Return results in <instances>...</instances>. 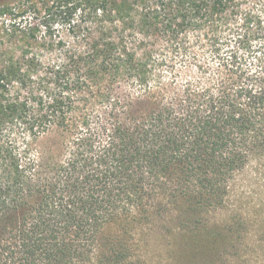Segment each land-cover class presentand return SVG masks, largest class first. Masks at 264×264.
<instances>
[{
    "label": "trees",
    "instance_id": "obj_1",
    "mask_svg": "<svg viewBox=\"0 0 264 264\" xmlns=\"http://www.w3.org/2000/svg\"><path fill=\"white\" fill-rule=\"evenodd\" d=\"M31 1L0 2V264H149L152 235L170 264H264L234 194L264 164V0H43L95 23L55 59Z\"/></svg>",
    "mask_w": 264,
    "mask_h": 264
},
{
    "label": "rangeland",
    "instance_id": "obj_2",
    "mask_svg": "<svg viewBox=\"0 0 264 264\" xmlns=\"http://www.w3.org/2000/svg\"><path fill=\"white\" fill-rule=\"evenodd\" d=\"M6 0H0V2H3ZM38 1L37 6L29 7L28 12L25 14V16L21 17L22 26H28L29 24L32 26H39V31H37L38 35L40 37H47L50 38V36L53 37L54 40H58L59 36L63 37L66 43L61 47L58 46L57 43L55 45V50L51 49V51L46 52L45 56L47 59L53 58L55 59L58 56H61L65 54L66 49H68V46L73 43V41L77 38V36H86L88 34V27L87 26H95V23L92 21L93 18H90L88 15L84 16L82 12H78L75 17V22L79 24L78 27H76V35L72 31H70V26L66 23L65 24V16L61 15L60 13H56L52 11V15H48V11H46L43 8V0H36L31 1L28 6H31L32 4H35V2ZM252 0H246V3H249ZM4 16L2 19H5ZM11 15L7 16L6 24L12 23ZM47 22L52 27V32L54 34H51L48 32V28H45L41 23ZM76 36V37H75ZM47 49V48H45ZM115 92L116 98H121L124 101V98H128L130 93L128 92V88L121 84L117 86ZM132 99V98H130ZM135 108H138V104L136 103L134 105ZM133 107V108H134ZM109 108H105L103 110H108ZM58 141V140H57ZM58 143V142H57ZM40 144L48 145L50 143H47L46 139L40 140ZM236 197H240L244 202L250 204V206H258L262 207L263 214H264V164L261 162H255L247 167V169L238 175L237 182L235 186L234 191ZM238 195V196H237ZM216 215H219L222 218L226 217V213L224 211L218 212ZM218 216V217H219ZM113 231L111 228H108L104 232V236H101V242L104 241V238L106 237V233H111ZM253 238V236H251ZM155 235H152V239H149V248L150 253L147 251V260L149 264H170L173 262L168 255V247L165 243L158 244L157 237L156 239ZM157 240V241H156ZM148 250V249H147Z\"/></svg>",
    "mask_w": 264,
    "mask_h": 264
}]
</instances>
